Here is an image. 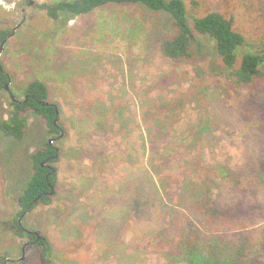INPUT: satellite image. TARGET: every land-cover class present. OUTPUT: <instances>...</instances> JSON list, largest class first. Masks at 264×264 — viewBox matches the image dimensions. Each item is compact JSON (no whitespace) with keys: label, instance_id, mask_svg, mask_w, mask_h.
Instances as JSON below:
<instances>
[{"label":"rangeland","instance_id":"1","mask_svg":"<svg viewBox=\"0 0 264 264\" xmlns=\"http://www.w3.org/2000/svg\"><path fill=\"white\" fill-rule=\"evenodd\" d=\"M57 1L0 0V28L15 27L0 49V66L9 75L11 93L21 99L30 81L44 83L47 102L59 108L64 133L58 142L53 141L61 147L55 163L56 194L50 204H38L22 219L23 227L46 239L51 253L44 257L39 248L27 244L24 258L18 260L27 236H19L12 223L18 210L16 197L30 178L29 155L49 136L44 120L33 115L27 116L19 140L0 130V258H11L10 264H169L162 253L176 246L184 226L179 213L171 221L168 214L160 213L158 221L165 226L161 243L159 222L144 228L151 221L139 210L122 209L129 199L123 197L125 187L120 184L143 161L139 133L146 126L140 93L147 100L154 98L155 116L169 110L165 127L171 131L183 118L193 120L204 111L207 96L202 89L215 84L219 98H214V105L220 109L216 115L238 125L231 131L223 122L214 125L210 132L214 141L205 152L199 135L191 150L179 148L169 155L171 162L162 169V177L168 191L165 201L172 204L184 178L205 181L208 165L242 162L247 146L264 151V111L257 112L255 107L261 102L260 94L252 99L245 89L214 75L219 60L207 38L198 36L202 56L197 62L161 58L156 39L170 31L160 26L164 16L160 13L140 5L108 3L86 14L64 11L53 21L37 7ZM184 1L190 24L193 15L211 10L233 14L235 28L256 45L252 50L261 48L264 0ZM10 98L7 91H0V121L7 118ZM246 113L253 114L247 122ZM240 133H250L245 144ZM107 185H113V190L105 192ZM124 243L128 245L123 252L129 253L122 257Z\"/></svg>","mask_w":264,"mask_h":264},{"label":"trees","instance_id":"2","mask_svg":"<svg viewBox=\"0 0 264 264\" xmlns=\"http://www.w3.org/2000/svg\"><path fill=\"white\" fill-rule=\"evenodd\" d=\"M108 3L140 5L164 15L160 19V26L166 27L170 33L159 40L157 37L158 46L155 49L161 58L168 61L197 62V58L202 56L198 36L207 38L219 60V69L214 75H220L231 85L245 89L248 91L247 96L252 99L260 94L258 98L261 102L255 107L257 112L264 111V41L260 44L261 48L252 50L256 45L235 28L233 14L225 16L218 9L211 10L200 16L193 15L190 24L184 0H59L53 4L42 2L37 7L45 11L51 20L58 21L64 11L73 16L86 14ZM12 33V28H0V43L5 42ZM245 48L248 50H243ZM209 68L214 69L212 66ZM5 83H9V75L0 66V91H6ZM216 89L215 84H206L202 89L207 96L204 111L193 120L183 118L171 131L165 127L170 117L169 110L162 117L155 116L154 98L147 100V95L140 93L139 106L143 125L146 126L145 131L139 133L143 161L135 170L130 169L120 184L122 188L125 187L123 197L125 195L129 199L122 209L124 212L139 210L145 220L151 221L144 228H151L152 222H159L158 217L162 212L169 215L170 221L175 212L186 221H183L184 226L177 236L175 248L171 247L169 252L162 253L169 264H264V151L261 148H244L243 159L239 163L216 162L208 165L203 182L192 177L184 178L177 188L175 202L165 201L168 191L162 169L170 165L169 155L179 148L182 152L191 150L199 135H202L200 149L204 151L207 146L211 147L214 139L210 132L214 125L218 126L221 122L229 126V131L238 128L237 124L216 115L220 111L214 105V98H219ZM23 93V97L16 100H12L13 95H9L10 109L7 118L0 121V130L4 135L19 140L24 135L27 116H38L44 120L45 130L52 143L47 140L29 155L31 174L24 189L16 197L18 210L12 223L18 229L15 232L19 236L29 237L31 245L39 248L45 257L51 253V246L46 239L38 232L25 233L17 221L38 204H50L56 194L58 168L55 163L61 157V147L53 141L58 142L64 133L59 108L47 102L48 90L44 83L32 80ZM41 101L47 104L43 105ZM105 108L98 114L104 112ZM244 115L246 122L253 116ZM96 118L101 119L102 116ZM54 119H57V124H54ZM184 125H187L186 128ZM240 135L245 144L250 133ZM261 144H264V134ZM113 188V185H107L104 190L107 192ZM123 190H119V193ZM159 224L158 234L162 243L165 241V226H162L163 221ZM127 245L124 243L120 246L122 257L129 253L123 252ZM4 261L5 258H0V264Z\"/></svg>","mask_w":264,"mask_h":264},{"label":"water","instance_id":"3","mask_svg":"<svg viewBox=\"0 0 264 264\" xmlns=\"http://www.w3.org/2000/svg\"><path fill=\"white\" fill-rule=\"evenodd\" d=\"M19 24L20 23H18V25ZM13 30H15V27L13 28ZM3 43H4V41H2L0 43V49H1L2 45H3ZM4 88L8 92V94L12 97V93H11V90L9 88V83H5L4 84ZM12 100H16V98L12 97ZM40 103L43 104V105L47 104V102H45V101H41ZM56 121H57V119H54V124H57ZM61 135H62V133H61ZM48 142L49 143H52V139H49ZM52 193H53V190L51 189L50 194H52ZM24 247H25V245L22 247V256L18 260L24 258ZM11 261H12V259L11 258H8V259H5V261L3 263H1V264H6V262H11Z\"/></svg>","mask_w":264,"mask_h":264},{"label":"flooded vegetation","instance_id":"4","mask_svg":"<svg viewBox=\"0 0 264 264\" xmlns=\"http://www.w3.org/2000/svg\"><path fill=\"white\" fill-rule=\"evenodd\" d=\"M8 93V92H7ZM17 225L19 226V227H21L22 228V230L25 232V233H37V232H35V231H30V230H28V229H26L25 227H23V225H22V218H18V221H17ZM16 230H18V229H16ZM29 239V237H27V242L26 243H24L23 244V246L25 245H27V244H31V242L28 240Z\"/></svg>","mask_w":264,"mask_h":264}]
</instances>
